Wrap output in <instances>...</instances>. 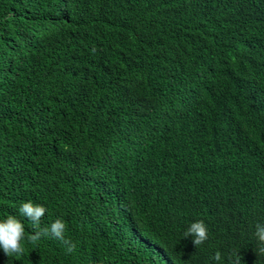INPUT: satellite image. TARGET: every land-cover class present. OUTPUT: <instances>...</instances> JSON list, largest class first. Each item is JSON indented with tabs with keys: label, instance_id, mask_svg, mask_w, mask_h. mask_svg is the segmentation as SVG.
<instances>
[{
	"label": "trees",
	"instance_id": "16d2710c",
	"mask_svg": "<svg viewBox=\"0 0 264 264\" xmlns=\"http://www.w3.org/2000/svg\"><path fill=\"white\" fill-rule=\"evenodd\" d=\"M27 201L73 253L27 239ZM8 215L24 252L0 264H264V0H0Z\"/></svg>",
	"mask_w": 264,
	"mask_h": 264
},
{
	"label": "clouds",
	"instance_id": "9594fccd",
	"mask_svg": "<svg viewBox=\"0 0 264 264\" xmlns=\"http://www.w3.org/2000/svg\"><path fill=\"white\" fill-rule=\"evenodd\" d=\"M19 213L29 219L36 229L32 235L27 239L36 243L42 237L52 236L58 239L65 246L66 253H73L76 248V244L69 238L65 237V231L67 228L66 222L63 218L58 217L50 226L41 228L40 221L45 215L47 209L42 204H36L32 201L23 202L19 209ZM255 236L257 237L260 247L256 249L257 255L264 254V224L257 223L255 225ZM193 237L192 243L198 248L206 240H208V227L202 219L192 222L183 234V237ZM25 226L23 222L15 215H8L4 219H0V249L5 256H19L24 252L25 241ZM216 264H224L225 257L221 251L217 250L212 258ZM228 264H241L242 256L240 250H234L227 257Z\"/></svg>",
	"mask_w": 264,
	"mask_h": 264
}]
</instances>
